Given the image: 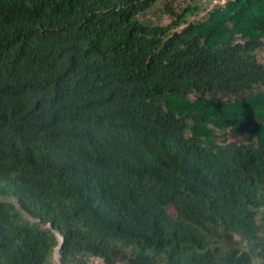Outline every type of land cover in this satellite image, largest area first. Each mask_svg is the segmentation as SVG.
Wrapping results in <instances>:
<instances>
[{
  "label": "trees",
  "instance_id": "16d2710c",
  "mask_svg": "<svg viewBox=\"0 0 264 264\" xmlns=\"http://www.w3.org/2000/svg\"><path fill=\"white\" fill-rule=\"evenodd\" d=\"M158 1L0 0V264H264V0Z\"/></svg>",
  "mask_w": 264,
  "mask_h": 264
},
{
  "label": "rangeland",
  "instance_id": "374dc122",
  "mask_svg": "<svg viewBox=\"0 0 264 264\" xmlns=\"http://www.w3.org/2000/svg\"><path fill=\"white\" fill-rule=\"evenodd\" d=\"M180 1L185 0H159L158 3L146 14L142 15V19L153 22L158 25H167L171 23L172 18L166 12V4L171 3L178 4ZM227 2V0H196L195 5L201 10L200 16H204L209 11L213 10L217 6H222ZM259 59L264 62V51L260 54ZM55 263L58 264V259L56 258ZM96 264H101L100 262Z\"/></svg>",
  "mask_w": 264,
  "mask_h": 264
},
{
  "label": "water",
  "instance_id": "95a60500",
  "mask_svg": "<svg viewBox=\"0 0 264 264\" xmlns=\"http://www.w3.org/2000/svg\"><path fill=\"white\" fill-rule=\"evenodd\" d=\"M59 252V251H58Z\"/></svg>",
  "mask_w": 264,
  "mask_h": 264
}]
</instances>
